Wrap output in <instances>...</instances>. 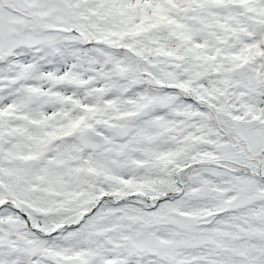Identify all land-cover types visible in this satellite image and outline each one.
Segmentation results:
<instances>
[{"label":"snow or ice","instance_id":"snow-or-ice-1","mask_svg":"<svg viewBox=\"0 0 264 264\" xmlns=\"http://www.w3.org/2000/svg\"><path fill=\"white\" fill-rule=\"evenodd\" d=\"M0 264H264V0H0Z\"/></svg>","mask_w":264,"mask_h":264}]
</instances>
